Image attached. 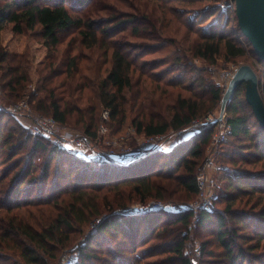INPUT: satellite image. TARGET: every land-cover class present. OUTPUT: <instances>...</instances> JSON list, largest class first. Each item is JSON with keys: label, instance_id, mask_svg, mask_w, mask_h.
I'll return each instance as SVG.
<instances>
[{"label": "trees", "instance_id": "1", "mask_svg": "<svg viewBox=\"0 0 264 264\" xmlns=\"http://www.w3.org/2000/svg\"><path fill=\"white\" fill-rule=\"evenodd\" d=\"M202 1L209 4L192 8L191 14L213 17L206 28L195 27L189 13H179L167 0H149L147 9L98 19L88 16L89 0H0V39L6 29L18 36L35 34L46 49L45 62L31 81L28 54L9 53L0 41V86L8 96L19 101L29 86L33 112L90 136L104 111L111 136L128 128L144 137L182 131L189 135L178 139L169 152L149 151L129 165L83 163L74 169L78 171L71 189L60 191L55 184L47 195L41 189L30 199L38 182L50 181L49 171L54 175L51 181L64 180L62 166H72L77 157L17 125L16 132H7L0 143L1 149L8 145V155L16 156L34 138L29 154L0 175V264H56L72 247L73 236L89 225L92 230L72 250L77 260L68 264H193L188 244L195 224L198 230L214 231L218 249L211 251L209 241L202 242L198 264H264V131L245 101L244 86L226 106L227 138L233 141L221 144L229 148V166L218 164L212 206L195 217L188 208L196 199V177L215 130L203 120L217 111L222 99L221 89L204 75L205 68L189 62L215 66L220 57L233 62L248 53V65L264 80V62L257 60L249 44L247 50L241 47L232 12L221 10L222 0H189ZM232 17L234 27L228 29ZM127 27L137 39L132 50L121 34ZM68 34L74 37L64 49L63 64L58 48ZM166 40H171L178 73H153L161 64L140 61V52L147 41ZM188 70L195 75L188 78ZM169 74L174 75L165 79ZM186 78L188 84L183 83ZM260 95L264 101V84ZM0 113L1 123L5 113ZM251 124L256 131H251ZM241 140L248 144L234 148ZM37 153L41 173L35 177ZM248 166L259 169L243 168ZM151 200L179 205L172 213L127 209ZM161 252L167 255L157 257ZM150 258L155 259L147 262Z\"/></svg>", "mask_w": 264, "mask_h": 264}, {"label": "rangeland", "instance_id": "2", "mask_svg": "<svg viewBox=\"0 0 264 264\" xmlns=\"http://www.w3.org/2000/svg\"><path fill=\"white\" fill-rule=\"evenodd\" d=\"M90 3V8L88 9L87 13L88 16H91L94 19H98L99 17H105L107 14H120L123 15L124 13H134V11H137L136 9L139 10H143V9H147L149 5V0H144V1H138V0H89ZM167 1H172L173 3L171 4L176 11H178L179 13L184 12V13H189L188 16L192 17V20L194 21L195 27H202V28H206L209 24H211L213 22V17H208V16H200L198 18H196L197 14L192 15L191 11L192 8L193 9H198V7L202 6V5H208L209 3H206L204 1L200 2V3H191L189 2V0H167ZM228 0H222L220 3V7L222 10V7H224V5L228 4V2H226ZM226 2V3H225ZM223 11V10H222ZM230 11V10H229ZM225 12V11H223ZM73 15V13H71ZM136 17V16H135ZM185 17H187L185 15ZM234 19L232 17V20H230V24L228 29L234 27ZM121 34L125 35V39H128V45L132 47H134L133 45H135V40H137L136 38H133V32H131L130 27H127L124 31L121 32ZM72 37H74V34H68L67 36H63L64 38V42L61 46H59L58 48V61H62L64 64V49L66 48L67 43L72 39ZM173 39V38H172ZM1 46L2 48L12 54H21V53H27L28 54V59L30 62V67L32 68V72H31V81L35 80V71L37 69H39L41 67V65L45 62V56H46V49L43 45H41L40 43V39L37 37V35L35 34H23V35H14L11 31H9V29H6L2 32L1 34ZM171 41V40H170ZM169 40L164 41L161 44H157L154 41H147L144 45L146 46L144 48V50L142 52H140V55H143L140 61H147L148 63H160L161 66H159L158 68H156L154 70L153 73H166V71H170V69H175L174 74L178 73V69L177 67H174L173 65L175 64V56L172 54L171 52V46L168 45L170 44ZM149 49V50H146ZM159 49V50H158ZM132 50V48H131ZM132 52V51H131ZM134 55L137 52H132ZM75 54V51L72 53V55ZM63 57V58H62ZM248 56L246 55V58H239L236 59L233 62H226L222 57H220L217 60V64L215 66H205L204 64H202L201 62H199L198 60H192V62L190 61L189 64L191 65V67H193L192 65H194V67L197 68H205V73L207 76L209 75V79H211L213 81V83L215 85H217L222 92V79L220 77L221 73L225 72V71H229L230 69L233 68H238L241 65H248L249 59H247ZM189 71V70H188ZM174 74H169L165 77V79H170L171 77H173ZM195 75L194 71H189L188 72V78L189 77H193ZM188 78H186L184 80V84H188L189 80ZM264 81V80H262ZM33 84V83H32ZM31 86V85H30ZM28 89V90H27ZM27 89L25 90V97L21 100H17L13 99V97L8 96L1 88L0 86V112H4V116L2 117V121L0 123V143L3 140V137H5V134L7 132H11V133H15L16 131V127L17 125H20V127L24 128L25 130L33 133L34 135H39V134H35L34 133V127L32 124V118L31 115L32 114H37L35 112H33V110L31 109V107L29 106L28 100H29V96H30V92H33V89H31V87L27 86ZM223 94V92H222ZM262 97V95H261ZM22 103H27L29 108L31 109V112H29L28 108L26 107H19L20 105H22ZM220 105L218 106V109L216 111V114H218L219 109H220ZM1 114V113H0ZM42 116V115H41ZM205 123H207L205 120H203ZM107 124V123H106ZM66 127V126H64ZM67 129L73 131L70 132L72 133L74 136L75 135H81L82 132H80L79 130H74L72 128L66 127ZM250 129L251 131H256L257 128L255 127L254 124L250 125ZM127 130H124L121 134H119L118 136H113L116 138H125L127 135ZM215 132V130H214ZM213 132V134H214ZM212 134V135H213ZM43 139H45V141H47L48 143L52 144V141L50 138H47L45 136H41ZM111 136V135H110ZM188 135V131H182L179 133H170L168 136V140L171 142L175 139H183L186 138ZM33 138L31 137V139H29L25 146L20 149V151H18V154L16 156H12L10 153L8 155V145L6 144L4 147H0V175L1 173H4L7 169H9V167L11 165L15 164V161L18 157L21 156H27L29 154V150L30 147L32 145L33 142ZM212 138V136H211ZM23 139V138H22ZM10 140V139H9ZM126 143L132 144L130 139H125ZM233 139L231 138H227L224 142L226 143H230L232 142ZM11 143H13L14 141L11 139L10 140ZM47 143V144H48ZM234 143V142H233ZM237 143L240 144H244L247 145L248 142L241 140L240 142H235L234 144V148L236 147ZM10 145V144H9ZM209 148H210V142L205 150V158L207 157V155L209 154ZM221 148L223 150H221ZM228 147H226L225 145L222 147L221 145H219L217 147V149L213 152V160H214V164L215 167L218 169V164H227V166H229V164L226 161V154L228 151ZM245 154V152H243ZM234 158V162L237 161V157L233 156ZM77 159V160H76ZM75 162H73V165L70 166L68 164H64V166H62V173H66V178L64 180H59L58 182H54L51 181V179L54 178V175L51 174L53 172L49 171L50 175V181L47 184H41V182H38V186L34 189V191L32 192V196L30 199H32L35 195H37L39 193V191L42 189L43 191H45L46 195H47V191L49 189V187H51V185H58V189L60 191H67L68 189H71V185L72 182L75 181V172L78 170H74L75 168L81 167L80 165L83 163H86L83 161V159L80 158H76ZM40 160H41V154L37 153L36 155V160H35V166L33 167V174L35 177L39 176L41 173V167H40ZM163 163H166V161L164 160ZM236 166H239V164H236ZM73 168V169H72ZM244 169H247L249 171H257L259 169V166L257 167H253V166H248V167H243ZM54 171V170H53ZM218 170H216L213 173V177L217 180V173ZM11 174H13V172H11ZM10 176H7V179H9ZM64 177V176H63ZM74 177V178H73ZM73 179V180H72ZM7 181V180H6ZM217 183V187H218ZM86 186V184H85ZM38 191V192H37ZM34 193V194H33ZM158 201L155 200H151L149 202L146 203V205H150L153 203H157ZM161 204L165 205V208L167 210L165 211H169L168 213H172V212H176L177 209H175V206H178L176 204H170V202H160ZM143 205V206H146ZM137 206H142L141 204L135 203V204H130L128 205L127 209L131 210L134 213H138V210L135 209L134 207ZM217 207V206H216ZM222 206H219L218 208H221ZM134 208V209H133ZM139 208V207H138ZM164 208L160 209V210H156V211H161ZM137 210V211H136ZM153 212V211H151ZM155 212V211H154ZM141 213V212H139ZM150 213V211H149ZM193 223H195V220H192ZM196 224L194 225V227H192L190 229V233H193V237L191 240V243L188 244V247H190L191 250V261L194 260L193 264H198L197 258L196 256L199 255V250L201 247V243L204 241H209V250L211 251H215L217 252V245H216V238H215V233L214 231H211L210 227L207 230H198V228L195 227ZM92 230V226H88L86 228H84V230H80L81 232H77L73 237L76 238L75 242L73 243L72 247L69 248L68 250H65V252H62L59 256V260L57 261L56 264H68V262H72V261H76L77 260V255L75 254V252H72V250H75L76 244L78 242H80L83 237L85 235H87V233L89 231ZM154 240L146 242V244L143 246V248L148 247V245H150L151 243H153ZM109 248H113L112 245L108 246ZM105 253V252H104ZM167 254L166 252H161L159 253V255L157 257L163 258L165 257ZM155 258H150L148 260H146L147 262H151L153 261ZM144 263V262H143Z\"/></svg>", "mask_w": 264, "mask_h": 264}, {"label": "built area", "instance_id": "3", "mask_svg": "<svg viewBox=\"0 0 264 264\" xmlns=\"http://www.w3.org/2000/svg\"><path fill=\"white\" fill-rule=\"evenodd\" d=\"M228 4L222 7L223 11L230 10L235 16L234 4L228 0ZM240 45L245 50L248 49V42L243 38H240ZM248 55V53H247ZM253 66L259 70V65L254 58H251ZM254 70V68H252ZM237 68L230 69L221 73L222 79V92L226 91L228 84L230 83ZM255 71V70H254ZM256 73V71H255ZM260 86L264 84V81L259 80ZM222 94V95H223ZM29 108L27 103H22L19 106ZM32 113V112H31ZM220 109L218 114L214 112L209 115L205 121L215 123V132L210 140L209 154L205 158L200 172L196 177V183L198 187V193L196 199L188 206L195 217L200 210H209L212 206V202L215 198V189L217 186L216 179L213 177V173L217 170L213 160V152L221 145L228 137L229 129L226 125L227 114L226 110L222 113L220 119ZM32 124L34 127V133L41 136L50 138L52 146L61 150L72 153L75 157L83 159L89 163H100L105 161H115L116 164H127L132 159L146 151H158L160 153H167L177 142V139L173 141L168 140L170 132L166 135H159L154 137L137 136L134 129L128 128L125 138L113 137L109 135L106 123L108 122V112L101 113V122L93 136L81 133V135H73V132L63 125L57 123L52 118L44 117L39 114H32ZM125 139H130L132 144L126 143ZM139 207V208H138ZM138 212H151L165 208V205L160 202L153 203L146 206L134 207ZM133 208V209H134ZM136 210V211H137ZM134 211V210H133ZM194 263V260L191 261Z\"/></svg>", "mask_w": 264, "mask_h": 264}, {"label": "water", "instance_id": "4", "mask_svg": "<svg viewBox=\"0 0 264 264\" xmlns=\"http://www.w3.org/2000/svg\"><path fill=\"white\" fill-rule=\"evenodd\" d=\"M230 2L234 4L236 24L242 38L251 46L257 60L264 62V0H230ZM259 80L260 78L250 65L239 66L222 95L219 119L235 91L240 86H244L245 101L251 108L258 126L264 131V101L260 95ZM215 123L216 120L211 122L212 125ZM147 153L149 151L138 155L127 164L135 162Z\"/></svg>", "mask_w": 264, "mask_h": 264}]
</instances>
